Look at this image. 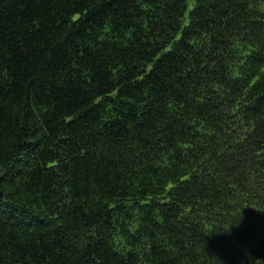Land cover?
<instances>
[{
    "label": "trees",
    "instance_id": "obj_1",
    "mask_svg": "<svg viewBox=\"0 0 264 264\" xmlns=\"http://www.w3.org/2000/svg\"><path fill=\"white\" fill-rule=\"evenodd\" d=\"M0 264H264V0H0Z\"/></svg>",
    "mask_w": 264,
    "mask_h": 264
},
{
    "label": "water",
    "instance_id": "obj_2",
    "mask_svg": "<svg viewBox=\"0 0 264 264\" xmlns=\"http://www.w3.org/2000/svg\"><path fill=\"white\" fill-rule=\"evenodd\" d=\"M0 180H1V176H0ZM3 198V193H2V191H1V189H0V200Z\"/></svg>",
    "mask_w": 264,
    "mask_h": 264
}]
</instances>
